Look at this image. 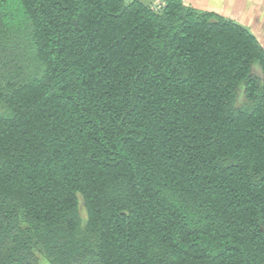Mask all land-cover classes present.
Listing matches in <instances>:
<instances>
[{
  "label": "trees",
  "instance_id": "16d2710c",
  "mask_svg": "<svg viewBox=\"0 0 264 264\" xmlns=\"http://www.w3.org/2000/svg\"><path fill=\"white\" fill-rule=\"evenodd\" d=\"M37 254L264 264V49L246 27L182 0H0V264Z\"/></svg>",
  "mask_w": 264,
  "mask_h": 264
},
{
  "label": "crops",
  "instance_id": "0c3cea01",
  "mask_svg": "<svg viewBox=\"0 0 264 264\" xmlns=\"http://www.w3.org/2000/svg\"><path fill=\"white\" fill-rule=\"evenodd\" d=\"M198 10L214 12L246 27L264 49V0H182Z\"/></svg>",
  "mask_w": 264,
  "mask_h": 264
},
{
  "label": "rangeland",
  "instance_id": "374dc122",
  "mask_svg": "<svg viewBox=\"0 0 264 264\" xmlns=\"http://www.w3.org/2000/svg\"><path fill=\"white\" fill-rule=\"evenodd\" d=\"M126 1H131V0H126ZM140 2H142L144 5H148L150 7H154V8H157V6L159 5V3L161 2V0H139ZM80 213H81V216L83 217V210L82 208H80ZM37 257H38V264H48L44 258L40 255L37 254Z\"/></svg>",
  "mask_w": 264,
  "mask_h": 264
}]
</instances>
